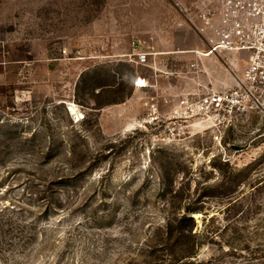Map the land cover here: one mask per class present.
<instances>
[{"label":"rangeland","instance_id":"374dc122","mask_svg":"<svg viewBox=\"0 0 264 264\" xmlns=\"http://www.w3.org/2000/svg\"><path fill=\"white\" fill-rule=\"evenodd\" d=\"M210 10L0 0V264H264V109L220 130L166 116L247 66L201 56Z\"/></svg>","mask_w":264,"mask_h":264},{"label":"built area","instance_id":"2783aa9c","mask_svg":"<svg viewBox=\"0 0 264 264\" xmlns=\"http://www.w3.org/2000/svg\"><path fill=\"white\" fill-rule=\"evenodd\" d=\"M218 10L204 16L201 32L206 53L211 57L247 53L242 75L235 73L234 86L202 95H186L166 115L170 121H201L218 130L242 121L252 112L264 109V0H210ZM148 53L138 54V63H146ZM235 67V65H234ZM137 89L148 87L138 78ZM155 121H160L157 105H152Z\"/></svg>","mask_w":264,"mask_h":264},{"label":"crops","instance_id":"0c3cea01","mask_svg":"<svg viewBox=\"0 0 264 264\" xmlns=\"http://www.w3.org/2000/svg\"><path fill=\"white\" fill-rule=\"evenodd\" d=\"M144 52V51H143ZM198 54V53H197ZM201 55H203L204 57H207V56H205V53L204 54H201ZM228 55H231V54H228ZM234 55V54H233ZM150 57V55L148 54V57H147V61H146V63H148V61H149V58ZM208 58V57H207ZM218 59L219 57H211V59ZM229 60H230V66L232 67V70L234 71V65H235V60H236V58L235 57H231V58H229ZM214 62H215V64L217 65V68H218V66L220 67V65H219V62L217 61V60H214ZM137 64H139V63H137ZM140 65V64H139ZM152 66V68H153V70H154V73H155V75L157 76L158 75V72L160 73V72H162L161 71V69L159 68V65L158 64H154V65H151ZM217 70V69H216ZM220 73H218L217 72V74H218V77H219V79H217V78H215V80L212 82V85H213V87L214 88H216V89H219V90H223L222 89V87H223V82H225L226 84H235L234 83V75L233 74H231L232 76L230 77L229 75H226L227 73H225L224 72V70L223 69H221L220 68ZM158 77V76H157ZM141 79H143V78H141ZM233 85H232V87H233ZM134 88H135V91L136 92H139V91H144V89H137L136 87H135V84H134ZM146 89V88H145ZM165 89L166 88H161V86H160V84L159 85H157V87H156V89L153 91V92H155V93H157L158 95H160L161 93H163V92H165ZM169 92H174V90L175 89H172V87H168V89H167ZM173 90V91H172ZM176 91V90H175ZM176 93V92H175ZM183 93H185V94H183V95H181L182 97H184V96H186V95H188L189 93L187 92V90H185ZM175 98V97H174ZM174 98H172V99H170V98H168L167 100H176V99H174ZM180 98V97H179ZM161 109V108H160ZM171 110V108H169V110L168 111H170ZM105 111V110H104ZM161 111V113H162V109L160 110ZM164 111V110H163ZM160 112H159V114H161Z\"/></svg>","mask_w":264,"mask_h":264},{"label":"trees","instance_id":"16d2710c","mask_svg":"<svg viewBox=\"0 0 264 264\" xmlns=\"http://www.w3.org/2000/svg\"><path fill=\"white\" fill-rule=\"evenodd\" d=\"M41 195L40 196H42V193H40ZM43 195H46L45 193L43 194ZM41 199H43V197H41ZM5 209H7V208H5ZM12 210H14V208L12 209ZM6 210H2L1 211V213H4ZM11 213V212H10ZM3 217H5V215L3 216ZM4 219H9V220H14L13 218H11L10 216L7 218V217H5ZM181 223L182 224H187V223H189V224H191L192 225V228L190 229V231H189V233L190 234H192V231H193V228L195 227V222H194V220H192V219H190V218H184V220H182L181 221ZM5 233H6V231H5ZM1 237H2V235H0V240H1ZM189 255V254H188ZM187 256V255H186Z\"/></svg>","mask_w":264,"mask_h":264},{"label":"bare ground","instance_id":"6f19581e","mask_svg":"<svg viewBox=\"0 0 264 264\" xmlns=\"http://www.w3.org/2000/svg\"><path fill=\"white\" fill-rule=\"evenodd\" d=\"M201 56H202V55H201ZM205 56H211V55H210L209 53H208V54H207V53H205ZM71 111H72V112H74V113L76 112V111H75V108H72V110H71ZM76 113H77V112H76Z\"/></svg>","mask_w":264,"mask_h":264}]
</instances>
